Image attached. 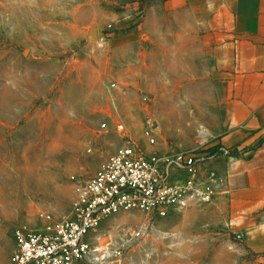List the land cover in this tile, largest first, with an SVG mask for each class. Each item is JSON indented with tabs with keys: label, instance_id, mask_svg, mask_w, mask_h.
Instances as JSON below:
<instances>
[{
	"label": "rangeland",
	"instance_id": "374dc122",
	"mask_svg": "<svg viewBox=\"0 0 264 264\" xmlns=\"http://www.w3.org/2000/svg\"><path fill=\"white\" fill-rule=\"evenodd\" d=\"M257 4L0 0V264H13L17 230L70 218L78 189L125 140L152 151L149 128L155 152L222 146L237 98L217 48L233 27L254 26ZM259 143L228 149L237 157ZM226 207L214 201L166 219L122 214L95 237L116 244L143 232L111 264L257 263L227 256L247 247Z\"/></svg>",
	"mask_w": 264,
	"mask_h": 264
},
{
	"label": "built area",
	"instance_id": "2783aa9c",
	"mask_svg": "<svg viewBox=\"0 0 264 264\" xmlns=\"http://www.w3.org/2000/svg\"><path fill=\"white\" fill-rule=\"evenodd\" d=\"M144 137L152 151L125 140L78 189L70 218L17 230L13 264H111L143 234L102 244L96 233L111 218L141 213L166 219L216 200L227 179L215 164L233 157L232 150L219 145L155 152L153 131L148 128Z\"/></svg>",
	"mask_w": 264,
	"mask_h": 264
},
{
	"label": "crops",
	"instance_id": "0c3cea01",
	"mask_svg": "<svg viewBox=\"0 0 264 264\" xmlns=\"http://www.w3.org/2000/svg\"><path fill=\"white\" fill-rule=\"evenodd\" d=\"M257 1V9L251 12L254 26L248 30L233 27L236 35L217 53L225 52L218 63L230 66V91L237 98L219 143L239 151L259 142L260 147L215 164L227 179L215 202L227 205L226 221L244 237L247 247L226 251L227 256L234 261L235 253L253 254L258 258L255 264H264V0Z\"/></svg>",
	"mask_w": 264,
	"mask_h": 264
},
{
	"label": "water",
	"instance_id": "95a60500",
	"mask_svg": "<svg viewBox=\"0 0 264 264\" xmlns=\"http://www.w3.org/2000/svg\"><path fill=\"white\" fill-rule=\"evenodd\" d=\"M151 127L152 128H156L157 127V124H152Z\"/></svg>",
	"mask_w": 264,
	"mask_h": 264
}]
</instances>
